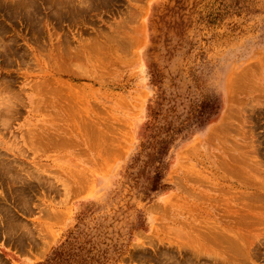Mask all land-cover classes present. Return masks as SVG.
<instances>
[{
  "label": "rangeland",
  "instance_id": "1",
  "mask_svg": "<svg viewBox=\"0 0 264 264\" xmlns=\"http://www.w3.org/2000/svg\"><path fill=\"white\" fill-rule=\"evenodd\" d=\"M42 263L264 264V0H0V264Z\"/></svg>",
  "mask_w": 264,
  "mask_h": 264
},
{
  "label": "trees",
  "instance_id": "2",
  "mask_svg": "<svg viewBox=\"0 0 264 264\" xmlns=\"http://www.w3.org/2000/svg\"><path fill=\"white\" fill-rule=\"evenodd\" d=\"M200 106H201V109L198 110L197 112H195L196 115L194 117H195V120L196 121L201 122V124H203L204 121H206V119L209 117L207 115H209V114L212 113L214 107H213V105H210V110L209 111H205V110L202 109L203 106L202 105H199V108H200ZM167 145H168V142L166 141L165 138H162V139L158 140L156 142L155 148H152L154 150V152L151 153L150 155H148V161H147V163L151 164L153 162H160L162 156L166 152ZM161 178L162 177H161V175H160V173H159V171L157 169L156 170V173L154 174V176L151 179L150 187L148 189L150 191L157 190L160 187V180H161ZM42 264H45V263H42Z\"/></svg>",
  "mask_w": 264,
  "mask_h": 264
}]
</instances>
